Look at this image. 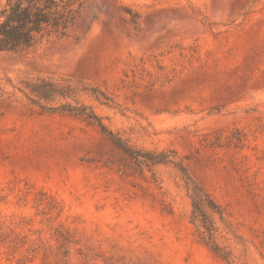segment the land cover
Returning <instances> with one entry per match:
<instances>
[{
  "label": "rangeland",
  "instance_id": "1",
  "mask_svg": "<svg viewBox=\"0 0 264 264\" xmlns=\"http://www.w3.org/2000/svg\"><path fill=\"white\" fill-rule=\"evenodd\" d=\"M121 6L140 13L139 31ZM160 68L175 76L147 88L141 74ZM22 73L109 91L123 114L79 100L135 148L186 156L242 237L216 220L218 242L237 264H264V0H94L69 36L0 53L12 102L0 117V227L41 247L28 264H226L201 242L173 166L141 170L84 118L30 105L15 88ZM41 192L62 207L53 221L35 208ZM59 227L72 236L67 257Z\"/></svg>",
  "mask_w": 264,
  "mask_h": 264
},
{
  "label": "trees",
  "instance_id": "2",
  "mask_svg": "<svg viewBox=\"0 0 264 264\" xmlns=\"http://www.w3.org/2000/svg\"><path fill=\"white\" fill-rule=\"evenodd\" d=\"M94 0H0V53H18L37 49L44 41L52 38L69 36L81 21L83 11ZM118 12L130 17L136 31H139L142 16L128 7L121 6ZM193 55V54H192ZM144 75L147 88H153L158 83L170 82L175 76L176 69L171 72ZM145 72V71H143ZM136 78V73L132 75ZM147 77L149 79H147ZM129 79V76H127ZM6 81L12 85L11 79ZM128 85L135 81H123ZM17 90L26 98L27 102L48 114H69L80 116L96 126L102 135L116 147L126 153L139 169H152L159 165L173 166L182 178L187 195L191 201L190 221L196 228L198 236L217 257L226 264H237L232 252L218 242V227L216 220L221 224L224 234L241 240L235 225L228 219L222 206L195 180L187 168L186 156L180 155L173 149L160 152L138 149L130 145L119 133L111 130L103 117L97 114L91 105L79 100L80 95L92 98L101 106L118 110L123 114L125 109L116 98L101 85L51 76L22 73L18 78ZM137 88V87H135ZM12 102L0 86V117H3ZM244 136L237 137V147H242ZM232 143V141H230ZM35 208L40 215L49 217L53 221V214L59 217L62 207L54 198L41 192L35 200ZM41 209V210H40ZM56 234L63 249V256L70 254L68 245L72 244V236L62 227L56 229ZM41 247L36 243H29L10 227L4 224L0 227V256L14 259L18 264L31 263L40 253Z\"/></svg>",
  "mask_w": 264,
  "mask_h": 264
}]
</instances>
